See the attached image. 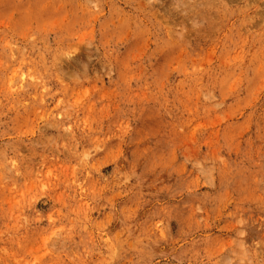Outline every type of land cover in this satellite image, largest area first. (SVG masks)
I'll list each match as a JSON object with an SVG mask.
<instances>
[{
	"label": "rangeland",
	"instance_id": "374dc122",
	"mask_svg": "<svg viewBox=\"0 0 264 264\" xmlns=\"http://www.w3.org/2000/svg\"><path fill=\"white\" fill-rule=\"evenodd\" d=\"M0 264H264V0H0Z\"/></svg>",
	"mask_w": 264,
	"mask_h": 264
},
{
	"label": "bare ground",
	"instance_id": "6f19581e",
	"mask_svg": "<svg viewBox=\"0 0 264 264\" xmlns=\"http://www.w3.org/2000/svg\"><path fill=\"white\" fill-rule=\"evenodd\" d=\"M23 80V79H22Z\"/></svg>",
	"mask_w": 264,
	"mask_h": 264
}]
</instances>
